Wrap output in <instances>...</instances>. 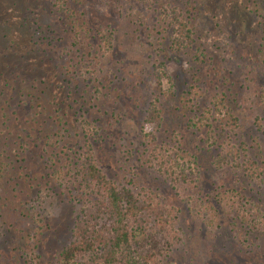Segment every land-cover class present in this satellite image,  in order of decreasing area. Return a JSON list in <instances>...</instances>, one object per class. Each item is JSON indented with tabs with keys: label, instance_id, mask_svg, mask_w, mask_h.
<instances>
[{
	"label": "rangeland",
	"instance_id": "1",
	"mask_svg": "<svg viewBox=\"0 0 264 264\" xmlns=\"http://www.w3.org/2000/svg\"><path fill=\"white\" fill-rule=\"evenodd\" d=\"M97 1L85 0L89 15L76 12L72 32L69 25L67 36L56 51L68 54L75 44V51L68 55L72 61L92 64V71L85 73L80 82L74 78L76 87L71 89L79 90L76 112L82 104L84 116L98 128V135L92 140L93 155L102 171L116 184L127 185L178 209L176 227L181 240L159 264H264V224L255 228L250 214L256 207L264 213V184L258 190H250L235 183L233 175L221 176L202 141L205 128L199 130L191 125L217 93L226 96L225 101L238 115L243 138L259 133L254 119L264 111V31L256 22L263 19L251 12L253 18L245 17L236 27L237 32L232 29L235 23L230 19V9L224 7L225 0H217L213 7L206 6L208 0H197L202 14L198 24L195 19L191 22L196 29V43L202 42L198 37L205 38L203 62L201 57H195V45L180 50L172 46L173 32L163 11L168 0L155 5L147 1L105 0L100 10L94 7ZM69 3L74 6V2ZM50 4L47 2V7ZM52 7L59 22L70 20L67 10ZM257 9L264 16V8ZM44 18H51L47 11ZM107 24L115 29L112 48L95 54L96 29ZM78 68L79 64L71 70ZM161 68L166 74L159 78ZM190 83L199 86L194 97L187 92ZM33 89L36 96L39 90ZM48 96L47 89L42 95L44 103ZM155 96L159 98L162 116L156 133L158 141L171 140L173 145L172 138L178 133L180 153L184 155L181 160L200 165L201 177L196 185L180 182V188H176L165 175L163 165L150 166L145 161L149 149L141 126ZM49 112L37 114V121L29 123L34 126L32 135L41 133L53 143L60 138L64 139L60 144L67 140L81 142L76 135L80 124L73 122V117L70 125L64 127L57 119L48 118ZM30 114L28 111L26 116ZM41 145L28 152L27 160L17 163L16 168L10 164L0 184L3 219L7 225L14 224L6 236L9 244L0 242V264H57L62 247L71 238L73 221L81 206L75 200L79 194L73 188L62 187L52 176L48 152ZM59 151L51 147L54 154ZM233 187L237 190H227ZM191 193L205 199L202 210L196 211L183 198ZM19 228L23 230L18 231ZM25 250L31 255L30 261L26 260Z\"/></svg>",
	"mask_w": 264,
	"mask_h": 264
},
{
	"label": "trees",
	"instance_id": "2",
	"mask_svg": "<svg viewBox=\"0 0 264 264\" xmlns=\"http://www.w3.org/2000/svg\"><path fill=\"white\" fill-rule=\"evenodd\" d=\"M69 1L74 2V6L70 3L68 5ZM131 1H147L155 5L162 0ZM173 1L168 0L167 5L163 6L173 32L172 46L180 50L195 45V57H201L204 62L205 38L198 37L202 42L196 43V29L191 22L195 19V24L199 23L202 7H199L197 0H178L175 4ZM47 2L60 11L67 10L70 20L65 18L67 20L61 25L59 16L54 14L56 11L52 6L47 7ZM225 2L224 7L230 9V19L235 23L232 29L237 31L236 27L241 25L243 19L252 17L250 13L254 12L263 19L256 24L259 23L264 31V16L257 9L264 8V0ZM103 3L106 4L105 0H98L94 7L100 10L104 8ZM215 3L217 0H208L206 6L213 7ZM87 8L85 0H0V184L9 165L16 168L17 163L26 161L28 152L38 148L44 140L41 149L48 152V168L52 170V176L62 187L77 190L79 195L75 196V200L81 203L73 221L71 238L62 247L57 264H159L172 246L181 240L179 228L176 227L178 209L149 194L135 192L127 185L116 184L102 171L93 155L92 140L97 137L98 128L86 119L82 104L76 112L75 108L79 104L76 93L79 90L71 89L73 85L76 87L74 78L81 81L85 73L92 71L89 68L92 64L72 61L68 55L71 56L75 51V44L68 50V54L56 51V47L67 36L69 25L72 32V18L75 19L76 12L89 15ZM45 11L51 16L49 20L44 18ZM114 32L115 29L109 24L96 29L98 48L94 49L95 54L101 49L104 52L112 48ZM91 43L88 42L89 45ZM213 44L220 46L219 43ZM78 64L79 70L72 71L71 67ZM73 72L74 75L70 74ZM162 74H166L163 68L158 73L159 78ZM33 88L39 90L36 96ZM47 89L49 96L44 103L42 95ZM198 90L197 83L188 84L190 97L198 94ZM225 100L224 94H214L208 106L191 125L199 130L205 128L206 137L202 141L211 152L213 167L221 176L233 175L235 183L244 184L250 190H258L257 187L264 184V111L254 119L256 132L259 133L254 132L245 139L239 130L238 115ZM261 100L264 103V87L261 88ZM47 110L50 111L48 118L53 121L57 119L64 127L70 125L73 117V122L80 124L76 135L81 142L78 144L67 140V143L60 144L63 138L53 143L41 133L32 135L30 131L34 126L29 123H35V116L46 114ZM28 111L31 112L30 117L26 116ZM161 124L159 98L155 96L147 107L141 126L144 143L148 144L147 151L149 149L145 161L150 166L155 163L163 165L165 175L176 188H180V182L196 185L201 177L200 165L191 160H181L184 155L180 153L182 143L177 132L172 138L175 141L173 145L170 144L171 140L158 141L156 133ZM51 147L59 148V153L56 155L51 152ZM227 190L237 189L233 187ZM2 197L0 189V200ZM183 198L196 211L206 205L205 199L197 194L191 193ZM252 210L251 220L254 227L258 228L264 224V213L258 207ZM242 215L248 218L251 216ZM12 227L14 224L7 225L3 219L0 206V242L9 244L6 236L12 232ZM27 252L26 260L30 261L31 255Z\"/></svg>",
	"mask_w": 264,
	"mask_h": 264
}]
</instances>
